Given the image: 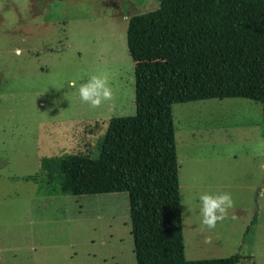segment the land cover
Instances as JSON below:
<instances>
[{
	"label": "rangeland",
	"instance_id": "rangeland-1",
	"mask_svg": "<svg viewBox=\"0 0 264 264\" xmlns=\"http://www.w3.org/2000/svg\"><path fill=\"white\" fill-rule=\"evenodd\" d=\"M157 7V0H0V264H134L128 188L74 192L144 172L70 178L44 175L39 165L44 156H96L109 118L135 113L137 75L152 68L131 59L126 28L131 16ZM92 75L111 92L95 108L77 91ZM172 118L185 259L238 252V264H264L261 104L178 102ZM203 193H229L234 202L212 229L200 222Z\"/></svg>",
	"mask_w": 264,
	"mask_h": 264
},
{
	"label": "trees",
	"instance_id": "trees-1",
	"mask_svg": "<svg viewBox=\"0 0 264 264\" xmlns=\"http://www.w3.org/2000/svg\"><path fill=\"white\" fill-rule=\"evenodd\" d=\"M157 1L156 9L131 16L126 28L131 59L152 68L137 75L135 113L109 118L96 156H44L39 169L70 178L84 171H143L141 177L110 176L100 189L74 192L128 188L134 264H238V252L184 257L172 105L240 97L260 103L264 118V0Z\"/></svg>",
	"mask_w": 264,
	"mask_h": 264
},
{
	"label": "clouds",
	"instance_id": "clouds-1",
	"mask_svg": "<svg viewBox=\"0 0 264 264\" xmlns=\"http://www.w3.org/2000/svg\"><path fill=\"white\" fill-rule=\"evenodd\" d=\"M20 54V50H16ZM69 87H76V81L70 80ZM78 95L82 102H86L91 107L100 106L103 100L111 96L110 89L106 86V80L96 75H92L87 81L80 84ZM200 222L208 229L216 226L217 222L225 219L228 209L233 207V199L229 193L208 194L203 193L198 198Z\"/></svg>",
	"mask_w": 264,
	"mask_h": 264
},
{
	"label": "water",
	"instance_id": "water-1",
	"mask_svg": "<svg viewBox=\"0 0 264 264\" xmlns=\"http://www.w3.org/2000/svg\"><path fill=\"white\" fill-rule=\"evenodd\" d=\"M263 187H264V181H263V183L261 184V187H260V188L262 189Z\"/></svg>",
	"mask_w": 264,
	"mask_h": 264
}]
</instances>
